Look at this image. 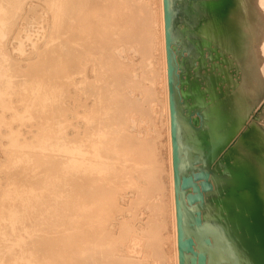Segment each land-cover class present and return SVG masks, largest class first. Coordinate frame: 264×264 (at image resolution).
<instances>
[{
	"label": "rangeland",
	"instance_id": "374dc122",
	"mask_svg": "<svg viewBox=\"0 0 264 264\" xmlns=\"http://www.w3.org/2000/svg\"><path fill=\"white\" fill-rule=\"evenodd\" d=\"M250 3L244 15L253 33L264 27V0ZM115 7L132 19L120 22ZM225 27L223 46L206 50L197 75L198 60L183 70L188 57L171 41L176 117L200 130L207 111L226 117L225 109L245 105L235 107V128L209 163L253 122V169L263 161L264 68L241 65L254 56L263 67L264 39L253 54L242 27ZM165 32L160 0H0V264H180ZM91 160L102 163L91 170ZM108 160L113 168L104 167ZM200 169L210 167L196 158L188 175ZM208 189L191 205L193 187L179 191L193 237L215 185ZM228 208L224 232L247 233L260 251L264 212ZM194 240L209 264L212 243ZM236 258L226 252L221 264H249Z\"/></svg>",
	"mask_w": 264,
	"mask_h": 264
},
{
	"label": "bare ground",
	"instance_id": "6f19581e",
	"mask_svg": "<svg viewBox=\"0 0 264 264\" xmlns=\"http://www.w3.org/2000/svg\"><path fill=\"white\" fill-rule=\"evenodd\" d=\"M238 1L240 0L168 1L172 13L171 41L176 43L182 52L185 51L184 54L188 57V60L182 65L183 70L188 71L190 66L194 64L197 59L198 63L195 69L191 70H193L194 74H198L199 70L204 65L206 50L208 48L223 46V30L226 29L229 31V27L224 28L227 24L231 26L232 30L237 24L240 29L242 27L245 47H248V50L255 54L253 44L264 39V27L260 28L259 24H256V26L253 25L256 31L250 33L251 24L246 21L247 17L244 14L247 15L248 9L251 8V0H241V4ZM153 2H155V0H153ZM160 6L166 28L164 0H160ZM114 9V13L118 16L125 17V19H120V22L125 23L132 19V16L125 12V8L115 7ZM110 17L109 15L108 18L110 19ZM230 21H235V23L231 25ZM102 26H104L102 33H104L107 31L106 23ZM132 26H135L134 20L132 21ZM99 33H101V31ZM261 56L263 67L259 66L260 63L255 60L254 56L252 59L245 61V64L243 66L241 65V67L245 68L248 73L264 68V49ZM248 85L250 87V84ZM197 86V83H191V87L195 90ZM112 88L116 91L114 86ZM234 106L241 108L238 112L244 111L245 109V105ZM235 107H233V114H230L225 109L226 117L222 114L214 113L215 109L210 112L207 111L208 115L200 130L193 129L186 118H184L180 112L177 113L179 177L182 179L184 176H194L195 173L188 175V171L196 158H199L201 167H210V169H200L199 171H206V175L207 171L210 172V174L207 175V180L210 182V185H215V189L208 193L205 202L204 225L202 228H197L194 232V237L197 241L203 242L204 245L207 243V240L212 243V246L209 247L212 254L209 264H221V256L226 252L231 257H237L236 259L239 260V262L243 259L242 257H245L244 259H248L249 264H264V252H262L263 244H261L262 246L259 245L261 250L258 251L257 247L250 242L247 233H243V238H239L238 234L233 230L230 233H225L226 231L224 232L221 224L223 221H219V219L221 220V213L226 210L229 211L228 207L233 203L234 206L240 207L241 205V207H246L247 211L257 206L256 209H252V212H254L253 214L256 212L259 216H262L264 212V197L262 198L264 195V139L258 142V147L261 149L260 156L263 158V164L261 162V166L251 169L249 168V164L246 163L249 156L254 155V153L249 150L252 145L251 140L248 139L251 136L252 128L250 125H252L253 122L249 124L246 123V127L239 135V138L241 135L242 137L240 139L238 138L239 140H236L225 153L223 152L224 154L215 164L210 165L209 163L214 150L217 149V147L219 148V145L221 146V141L218 139L220 137L222 138V136L226 139L235 128L233 127L236 121L234 115L236 112ZM98 136H100V132L96 137ZM110 149L111 147L109 150ZM254 149H257L256 146H254ZM112 154L115 157L116 153L114 152ZM194 154H196L197 157H193ZM109 161L112 162L110 163ZM115 162V160L104 161V167L110 166L113 168ZM91 163L93 165L90 169L94 170L98 165H101L102 161L98 160L95 162L91 160ZM214 195H216L214 199L216 203L213 205ZM211 215L212 217H210ZM254 228L256 227L254 226ZM209 236H212L213 241ZM231 243L235 246H231ZM201 252H204L205 255L208 254V251ZM256 253H261V259L263 261L257 258ZM185 264H189L188 261Z\"/></svg>",
	"mask_w": 264,
	"mask_h": 264
},
{
	"label": "water",
	"instance_id": "95a60500",
	"mask_svg": "<svg viewBox=\"0 0 264 264\" xmlns=\"http://www.w3.org/2000/svg\"><path fill=\"white\" fill-rule=\"evenodd\" d=\"M169 0H164L165 3V22H166V45H167V56H168V74H169V85H170V103H171V116H172V140H173V159H174V172H175V191H176V205H177V218H178V237H179V258L180 264L187 262L186 256L189 255V262L197 264H205L206 255L204 252H199L195 246L194 237L187 234L184 226L182 201L179 196L181 189H186L192 186L193 192H188L186 195L188 203L191 205L196 201L201 202L204 199L203 191L208 189L211 185L207 180L206 171H199L194 176H184L182 179L179 177V154H178V142H177V120H176V108L174 102V65H173V54L171 51V9L169 7ZM203 178L201 186H198L197 179ZM202 222L200 213H197L196 223ZM208 241V240H207ZM188 252V253H187ZM197 259H196V258Z\"/></svg>",
	"mask_w": 264,
	"mask_h": 264
}]
</instances>
